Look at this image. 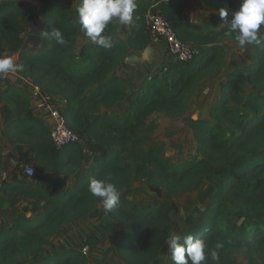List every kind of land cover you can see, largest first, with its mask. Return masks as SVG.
I'll return each instance as SVG.
<instances>
[{
  "label": "trees",
  "instance_id": "1",
  "mask_svg": "<svg viewBox=\"0 0 264 264\" xmlns=\"http://www.w3.org/2000/svg\"><path fill=\"white\" fill-rule=\"evenodd\" d=\"M186 1L135 0L125 39L117 35V20L106 26L103 35L111 37L113 43L109 49L98 46L82 30L77 14L82 0L76 1L74 20L62 5L50 4L39 21L41 45L24 49L21 28L25 14L14 1H0V54L18 53L16 63L23 65V70L15 73L41 92L65 101L62 112L66 125L81 140L57 149L49 128L34 114L27 89L7 79L0 82V98L13 116L4 136L17 143L19 162L28 166L29 154L33 153L37 166L32 177L14 174L10 182L0 181V212L8 203L12 218L11 225L0 230V264H21L39 257L57 223L77 221L101 204L100 198L88 190L92 178H110L121 194L119 203L104 216L119 225L115 252L123 264H154L161 255L166 256L165 264H172L166 243L172 234L168 203L156 207L130 204L123 191L145 180L157 195L164 190L168 197H181L208 179L214 180V185L207 192L205 209L187 218L179 235L205 240L206 264H232L234 255H242L248 264H264V96L257 91L264 82V36L259 38L260 44H249L254 61L226 74L221 99L210 110L215 120L186 118L201 158L172 164L157 150H145L142 145V134L153 128L148 117L154 113L170 119L182 117L189 96L201 80L220 70L222 41L238 43V33L229 23L220 30L216 24L230 21L240 0H200L219 13L222 8L228 11L226 18L219 15L203 26H191L183 20ZM149 9L160 13L176 36L198 52L191 62L174 61L160 76L144 78L138 91L129 92L117 70L130 50L142 51L149 46L151 33L144 23ZM56 29L67 41L65 45L45 34ZM78 38L85 42L76 49ZM245 84L252 86L253 92L243 95ZM124 101L128 106L121 115L100 111ZM230 102L240 104L247 113L232 111ZM223 124L229 134L224 133ZM84 147L93 154L86 171H82ZM1 152L0 146V171ZM71 176L75 183L66 187ZM20 195L43 200L50 207L36 218L20 217L15 206ZM229 210L242 219L237 228L227 219ZM91 241L94 239L87 240ZM217 242L223 247L218 250V261H213L210 252ZM41 264H89V260L82 251L67 248L45 255Z\"/></svg>",
  "mask_w": 264,
  "mask_h": 264
},
{
  "label": "rangeland",
  "instance_id": "2",
  "mask_svg": "<svg viewBox=\"0 0 264 264\" xmlns=\"http://www.w3.org/2000/svg\"><path fill=\"white\" fill-rule=\"evenodd\" d=\"M77 0H18L14 1L16 5L21 7L22 12L25 14L21 44L25 48H36L35 39H32L28 43L26 36L27 21L29 19H36L39 24L40 19L43 18L45 9L52 3L60 4L69 13L72 20L75 18V6ZM156 1V0H155ZM154 1V2H155ZM159 1V0H158ZM35 3V4H34ZM229 20L217 21L216 27L224 28L228 24ZM131 23V22H130ZM129 24H118V37L125 39L129 34ZM36 26H32L29 30L35 29ZM41 33V31H40ZM264 36V26H262L259 38ZM153 38L152 48L148 51L135 52V55L130 54L128 59V67L125 65L119 70L120 74L127 86L129 92H135L136 86L139 84V80L144 77H150L153 75L160 76L167 67L176 60L173 56L167 52L163 39L151 34ZM85 39L78 38L75 48H79ZM222 47L224 49V58L220 70L213 75H210L201 80V82L194 89L189 96L187 105L184 111V115L178 119H170L162 113H154L147 119L148 124H152L153 128L151 132L142 134L143 147L145 150L155 149L166 160L172 164H181L185 161H191L199 159L201 156L198 152V143L194 136L189 123L186 118L204 119L214 121L210 115L212 106L221 99L220 89L225 82L226 74L236 68H246L254 61L253 48L251 45L241 46L239 43L232 40L222 41ZM27 46V47H26ZM38 46V45H37ZM148 48V47H147ZM14 60L17 62L18 53H11ZM191 62V61H188ZM134 63L143 65L146 70L137 74V70L133 69ZM22 85H24L22 83ZM253 87L249 84H245L241 88V93L247 95L253 92ZM259 94L264 96V82L257 90ZM128 103L126 101L121 104L109 108L102 109L100 111H107L112 115H121L127 108ZM229 109L232 111L244 114L247 113L240 104L230 102L228 104ZM224 125V133L229 134L230 130L226 124ZM146 137V138H144ZM85 148V147H84ZM12 155V156H10ZM93 154L89 152L88 148H85V162L82 171L89 169L91 165ZM7 162H4L1 167V171H6L12 174H22L23 165L19 162L17 154H9L8 157H3ZM30 163L28 165L37 169L35 162L29 158ZM12 177L9 180L11 181ZM29 179V178H27ZM72 179V178H71ZM214 185V180H205L203 184L196 190L186 193L181 197H168L166 192L162 190L161 195H157L151 191L145 180L134 182L130 188L123 191V195L127 198L130 204H144L152 207L159 206L162 202H166L169 205V216L171 220L172 233L179 234L184 226L187 218L195 217L201 213L208 202L207 192ZM8 204V203H6ZM20 217L36 218L42 215L50 206L43 200H32L26 196L20 195L18 197V203L15 205ZM26 208V211L23 209ZM11 210V208H10ZM10 210L2 211L0 213V229L5 228V222L10 216ZM231 214L227 213V219L232 227L237 228L242 219L232 214L233 210H229ZM105 210L102 203L97 205L87 216L74 221L57 223L50 238L45 242L43 246L44 252H49L53 249H67L75 248L82 251V248L87 246L88 250L86 256L88 257L89 264H123L116 256L115 246L118 240L120 228L113 220H110L104 216ZM234 213V212H233ZM94 239V241L87 242L88 239ZM90 241V240H89ZM47 250V251H46ZM36 259V258H35ZM35 259H28L23 261L25 264H32ZM33 261V262H31ZM166 256L161 255L154 264H165ZM232 264H248L246 259L242 255H234L232 257Z\"/></svg>",
  "mask_w": 264,
  "mask_h": 264
},
{
  "label": "clouds",
  "instance_id": "3",
  "mask_svg": "<svg viewBox=\"0 0 264 264\" xmlns=\"http://www.w3.org/2000/svg\"><path fill=\"white\" fill-rule=\"evenodd\" d=\"M136 9L135 0H82L77 8L79 23L85 35L98 46L105 49L113 47L111 37L103 35L106 26L112 20L121 24H129L133 19ZM221 18L228 16L227 9L220 10ZM230 29L236 33L239 45L260 44L259 33L264 25V0H240V6L232 14L228 22ZM56 42L65 45L67 41L62 33L56 29L51 34ZM23 70V65L16 63L9 55L0 54V76ZM196 117L194 116L193 119ZM110 178H92L88 185L89 192L99 197L106 212H110L120 200V192L116 186L109 182ZM171 253L172 264H206L207 247L204 239L191 234L181 237L172 233L166 241ZM223 247L222 242H217L210 256L213 261H218V250Z\"/></svg>",
  "mask_w": 264,
  "mask_h": 264
},
{
  "label": "built area",
  "instance_id": "4",
  "mask_svg": "<svg viewBox=\"0 0 264 264\" xmlns=\"http://www.w3.org/2000/svg\"><path fill=\"white\" fill-rule=\"evenodd\" d=\"M144 23L151 34L163 39L167 52L176 60L182 62L191 61L198 50L190 43L180 40L172 26L157 11L149 9L144 16ZM23 82V78H21ZM23 83L30 97V104L34 114L43 121L50 130V138L53 145L59 149L69 144L81 143L79 136L66 125V117L62 109L65 101L58 97L41 92L40 88L25 79ZM35 167L24 166L22 173L26 177H32ZM88 247L82 248L86 255Z\"/></svg>",
  "mask_w": 264,
  "mask_h": 264
},
{
  "label": "crops",
  "instance_id": "5",
  "mask_svg": "<svg viewBox=\"0 0 264 264\" xmlns=\"http://www.w3.org/2000/svg\"><path fill=\"white\" fill-rule=\"evenodd\" d=\"M0 1H3V0H0ZM12 1H18V0H12ZM145 2H148V3H157L159 2L158 0H143ZM155 1V2H154ZM35 4V3H34ZM219 12L211 7H208L207 5L203 4L200 0H187L186 1V6L182 12V18L183 20L188 23L189 25L191 26H203V25H207V24H210V23H213L214 21L217 20L218 16H219ZM31 22H38L36 19L34 20H31L29 19L26 23H27V27H26V36L28 38V43L32 42L31 40L32 39H36V36L32 35L31 34V30H29L31 28ZM24 22H22V25H23ZM216 29L219 30V28L216 27ZM23 32H21L22 34ZM35 41V40H33ZM42 43V38H41V33H39V38L35 41V43H30V44H34L39 46L41 45ZM153 38L151 37V42L148 46V48H146L145 50L148 51L149 48H152L153 45ZM165 45V44H164ZM27 47V46H26ZM31 48V47H30ZM145 50H142V51H145ZM142 51H134V50H130L123 62L120 64L118 70H117V75L118 76H123L122 74H120L119 70L122 68L123 65H125L126 67H128L129 63H128V59L127 58H130V54L132 55H135L134 53L135 52H142ZM4 55H11V52H5ZM133 69L137 70V74L140 72H142V70H146V68H144L143 65H140V64H137V63H134L133 66H132ZM4 79H7L10 83L14 84V85H19L21 86L22 83H24L25 79H23V82L21 81L22 79L16 74V73H9L7 74L6 76H0V82ZM143 79L144 77H142L140 80H139V84L138 86H136V90H139L142 86V82H143ZM134 92V91H133ZM13 118L12 116V111L10 109V107L8 106V104L2 100L0 98V146L2 147V156L3 157H8L9 154H16V146H17V143L14 142L12 139H7L5 136H4V128L6 127V125L9 123V121ZM12 156V155H10ZM29 157L31 158V160L34 162V154L33 153H30L29 154ZM4 160V159H3ZM6 160V159H5ZM4 160V162H6ZM7 163V162H6ZM6 171H0V181L1 180H9L10 177H12V174H10L9 172L5 173ZM72 178V179H71ZM75 183V178L73 176H71L68 181H67V184H66V187H72L73 184ZM10 210V206L9 204H4L3 207H2V211H6V210ZM0 212V213H1ZM11 221H12V218H11V210H10V216L9 218H7L6 221H4L5 223V227L7 226H10L11 225ZM118 224V223H116ZM1 230V229H0ZM60 250H63V249H53L49 252H44L39 256L37 257L34 262L32 264H41L42 263V258L45 256V255H51L53 252H56V251H60ZM47 251V250H46ZM25 264V262L23 263Z\"/></svg>",
  "mask_w": 264,
  "mask_h": 264
},
{
  "label": "water",
  "instance_id": "6",
  "mask_svg": "<svg viewBox=\"0 0 264 264\" xmlns=\"http://www.w3.org/2000/svg\"><path fill=\"white\" fill-rule=\"evenodd\" d=\"M32 26H36L35 29H32L31 30V34L34 35V36H36V39H35V41H36L39 38L40 27H39V24L36 23V22H31V27ZM262 26H264V25H262Z\"/></svg>",
  "mask_w": 264,
  "mask_h": 264
}]
</instances>
